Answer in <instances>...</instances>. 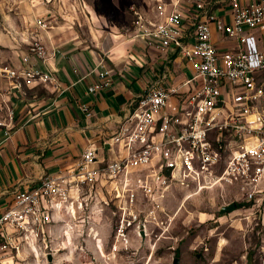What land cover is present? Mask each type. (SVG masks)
Returning <instances> with one entry per match:
<instances>
[{
	"label": "built area",
	"instance_id": "1",
	"mask_svg": "<svg viewBox=\"0 0 264 264\" xmlns=\"http://www.w3.org/2000/svg\"><path fill=\"white\" fill-rule=\"evenodd\" d=\"M154 17L137 22L136 37L147 48L172 53L173 65L186 77L174 85L163 70L129 99L108 142L113 157L86 147L75 166L57 168L32 187L11 192L0 212V264H27L28 245L44 243L50 227L71 216L70 208L75 219L87 189L101 185L112 194L113 227L123 241L129 227H145L149 216L141 207L166 197L173 187L217 192L218 210L235 204L240 220H257L251 230L259 225L264 214V0H157ZM214 34L232 43L230 49H219ZM30 50L32 58L23 61L28 76L58 90L49 68L53 55L48 58L42 45ZM111 73L100 61L75 83L96 74L99 84L86 89L94 94L109 85ZM79 109L86 113L88 106L81 101ZM132 165L141 168L129 173Z\"/></svg>",
	"mask_w": 264,
	"mask_h": 264
},
{
	"label": "rangeland",
	"instance_id": "2",
	"mask_svg": "<svg viewBox=\"0 0 264 264\" xmlns=\"http://www.w3.org/2000/svg\"><path fill=\"white\" fill-rule=\"evenodd\" d=\"M156 1L0 0V138L21 123L36 99L53 93L49 82L27 74L23 61L34 45L53 55L52 62L74 56L92 62L110 50L125 52L127 45L136 54L137 22L154 20ZM108 191L102 185L87 189L75 219L69 210L71 216L61 220L57 211L59 223L44 243L28 245L27 264H264V214L251 230L257 220L242 221L237 210L219 214L217 192L192 195L191 188L173 187L141 207L149 216L145 227H129L123 241L116 238Z\"/></svg>",
	"mask_w": 264,
	"mask_h": 264
},
{
	"label": "crops",
	"instance_id": "3",
	"mask_svg": "<svg viewBox=\"0 0 264 264\" xmlns=\"http://www.w3.org/2000/svg\"><path fill=\"white\" fill-rule=\"evenodd\" d=\"M213 38L219 49H230L232 43L219 39L217 34ZM131 47L127 45L125 52L110 50L102 56H94L92 62L79 56L67 63L58 59L49 62L59 84L58 90L52 89L53 93L47 99H36L35 106L27 110V114L23 109L25 118L0 138V212L10 202L14 189H28L43 174L75 166L86 147L98 148L100 153L113 157L114 149L108 142L117 128L115 119L123 113L135 93L159 77L160 68L169 71L174 85L186 77L173 65L172 53L147 48L142 39H138L136 54L130 52ZM100 61L111 68V82L89 95L87 87L100 82L96 74L82 83L75 81ZM123 67L129 68L128 77L122 72ZM81 101L88 106L86 113L79 109ZM104 143L106 150H103ZM70 194L75 197L76 191L72 190ZM59 214L57 212L56 216Z\"/></svg>",
	"mask_w": 264,
	"mask_h": 264
},
{
	"label": "water",
	"instance_id": "4",
	"mask_svg": "<svg viewBox=\"0 0 264 264\" xmlns=\"http://www.w3.org/2000/svg\"><path fill=\"white\" fill-rule=\"evenodd\" d=\"M235 210H236V205L235 204H230L228 206L221 207L219 209V214L223 215V214L231 213V212H233ZM142 235H143V233H142ZM47 259L50 262L51 261V256L48 255ZM178 262H179L178 259H174L172 264H178Z\"/></svg>",
	"mask_w": 264,
	"mask_h": 264
},
{
	"label": "bare ground",
	"instance_id": "5",
	"mask_svg": "<svg viewBox=\"0 0 264 264\" xmlns=\"http://www.w3.org/2000/svg\"><path fill=\"white\" fill-rule=\"evenodd\" d=\"M140 168H141L140 166L132 165V166L128 167V171H129V173H131V172H134V171H139L138 169H140ZM200 191H202V190H200ZM200 191H198V192H200ZM193 193L194 194H192V195H197L196 192L193 191ZM69 210H70L71 213H74L73 212V210H74L73 208H70Z\"/></svg>",
	"mask_w": 264,
	"mask_h": 264
}]
</instances>
